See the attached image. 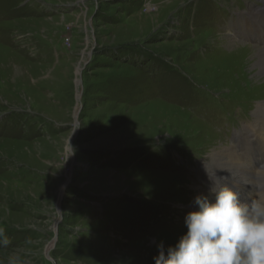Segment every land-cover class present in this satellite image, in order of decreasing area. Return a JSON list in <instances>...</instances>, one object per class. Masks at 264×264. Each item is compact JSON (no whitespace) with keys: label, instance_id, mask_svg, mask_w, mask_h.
Returning <instances> with one entry per match:
<instances>
[{"label":"rangeland","instance_id":"rangeland-1","mask_svg":"<svg viewBox=\"0 0 264 264\" xmlns=\"http://www.w3.org/2000/svg\"><path fill=\"white\" fill-rule=\"evenodd\" d=\"M263 2L0 0V264H154L175 244L199 165L215 176L264 103V43L238 32Z\"/></svg>","mask_w":264,"mask_h":264},{"label":"clouds","instance_id":"clouds-1","mask_svg":"<svg viewBox=\"0 0 264 264\" xmlns=\"http://www.w3.org/2000/svg\"><path fill=\"white\" fill-rule=\"evenodd\" d=\"M228 177L211 175L208 194L197 195L185 216L187 231L175 244L157 245L154 264H264V159H241ZM250 185V202L236 189Z\"/></svg>","mask_w":264,"mask_h":264},{"label":"bare ground","instance_id":"bare-ground-1","mask_svg":"<svg viewBox=\"0 0 264 264\" xmlns=\"http://www.w3.org/2000/svg\"><path fill=\"white\" fill-rule=\"evenodd\" d=\"M259 11V12H258ZM247 14V13H246ZM252 14H261L260 10L254 9L253 12L250 13V16ZM263 21V17L261 15H256L252 18H250L249 20L246 19L244 21H240L239 22V31L243 32V31H248L249 29L255 33L252 29H258L261 28V22ZM260 24V25H259ZM244 25V27L242 26ZM234 37V36H233ZM230 38V37H229ZM227 40V39H225ZM231 40V39H229ZM232 41V40H231ZM232 43V42H231ZM234 43V42H233ZM236 44V43H235ZM233 45V44H230ZM249 50V49H248ZM234 53V52H233ZM254 54L255 56L258 58V60L255 62V67H256V73L258 75V78H262L264 76V53L260 52V51H256L254 50ZM258 111L255 114V118L253 119V121L250 123L254 125V128L257 129V136H255L256 133H253V135L251 137H256V140L261 143V146L259 147V149L264 151V145L262 143H264V103L260 104ZM249 124V125H250ZM253 127H251L250 129H253ZM251 130L250 133L253 131ZM246 136H249V133L247 135H244V138ZM245 158H250L249 154L246 153H238L237 149L235 150L234 147L232 148H228L226 150H222L218 153H215V155L213 156L212 161L209 162V164H212V170H214L215 172H217L218 174H221V170H219L218 168H220L219 166H223V170L226 169L227 165H228V169L231 167H235L238 165L239 161L241 159H245ZM208 163H205L203 165H199L200 168H206ZM236 164V165H235ZM205 172V171H204ZM216 173V174H217ZM205 175H207V179L208 178V174L205 173ZM211 185V182H210ZM243 185V184H241ZM247 190H249L248 187H246L245 185H243ZM200 188V187H199ZM196 191V190H195ZM250 192V190L248 191ZM202 193V192H201ZM207 194V193H206ZM252 195V194H251ZM250 198L253 197V195ZM194 208V207H193ZM188 212V211H187ZM185 231V230H184ZM173 233V232H172ZM163 236V235H162ZM51 248V247H50ZM140 252V251H139Z\"/></svg>","mask_w":264,"mask_h":264}]
</instances>
